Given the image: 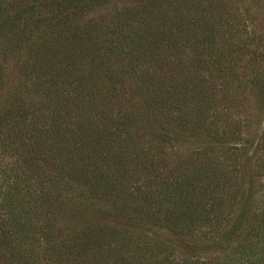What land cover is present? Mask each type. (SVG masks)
<instances>
[{
    "label": "trees",
    "instance_id": "16d2710c",
    "mask_svg": "<svg viewBox=\"0 0 264 264\" xmlns=\"http://www.w3.org/2000/svg\"><path fill=\"white\" fill-rule=\"evenodd\" d=\"M110 1L0 0V264H264V138L241 137L227 37L214 39L227 36V0L95 13ZM14 59L23 65L3 97ZM201 135L212 143L169 166L173 142ZM251 147L254 210L227 229ZM65 198L88 211L104 201L130 224H65ZM157 226L217 238L221 252L179 254Z\"/></svg>",
    "mask_w": 264,
    "mask_h": 264
},
{
    "label": "rangeland",
    "instance_id": "374dc122",
    "mask_svg": "<svg viewBox=\"0 0 264 264\" xmlns=\"http://www.w3.org/2000/svg\"><path fill=\"white\" fill-rule=\"evenodd\" d=\"M133 0H111L105 6L99 8L95 13L103 12L111 6L120 3H130ZM227 36L219 34L214 39L219 42V48L223 45V40L227 41L224 44V49L227 46V96L232 100H237L238 105L234 108L235 112L231 116L236 123H240L239 131L244 136L243 139L249 137L251 141H260L264 138V0H227ZM250 51H255L259 54L256 56ZM253 59V60H251ZM9 75L7 87L1 91L2 96L15 84L18 79L21 65V59H14L10 62ZM230 67L232 69L230 70ZM193 70L180 72L178 77L187 75ZM213 80V78L211 79ZM250 80L255 88L246 89L243 86L246 81ZM256 81V84L254 83ZM220 83L219 81H217ZM259 83V84H258ZM239 87V88H237ZM215 91V94L221 93L220 89ZM220 98V96H219ZM208 142L212 143L208 135H201V137L184 136L181 139L173 142L169 149V166H172L177 157L181 154L189 153L197 148L206 147ZM255 147L247 149V153L242 154L239 170L235 175L239 177L238 182L242 185V189L247 187V190H242L244 200L237 205L235 209L227 214V229L234 218L238 214L246 213L250 215L254 210V199H257V179L252 173ZM98 209L95 211H88L82 208L80 201L76 198L64 199L62 204V222L65 224L70 221L74 223H84L86 219L93 221H108L110 223L123 222L122 218L115 217L111 207L104 201H99ZM124 224H130L129 221H124ZM223 228V225H222ZM203 229L198 230L197 234L200 236ZM151 232L165 240H169L175 244L177 253H182L183 249L188 246H196V248L207 256L214 255L221 252L215 246L217 238L199 240L193 235L184 234L178 235L171 232L165 227H154ZM215 243H214V242Z\"/></svg>",
    "mask_w": 264,
    "mask_h": 264
}]
</instances>
